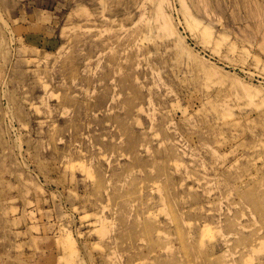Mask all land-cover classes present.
<instances>
[{
	"label": "rangeland",
	"instance_id": "obj_1",
	"mask_svg": "<svg viewBox=\"0 0 264 264\" xmlns=\"http://www.w3.org/2000/svg\"><path fill=\"white\" fill-rule=\"evenodd\" d=\"M0 264H264V0H0Z\"/></svg>",
	"mask_w": 264,
	"mask_h": 264
},
{
	"label": "bare ground",
	"instance_id": "obj_2",
	"mask_svg": "<svg viewBox=\"0 0 264 264\" xmlns=\"http://www.w3.org/2000/svg\"><path fill=\"white\" fill-rule=\"evenodd\" d=\"M164 2V1H163ZM163 6V5H162ZM187 11V10H186ZM140 19H142V18H140ZM131 25H133V24H131ZM165 26H166V28H168L167 26V24L165 23ZM165 31V30H164ZM155 32V31H154ZM250 97H254V96H257V94L256 95H254L253 93H249L248 94Z\"/></svg>",
	"mask_w": 264,
	"mask_h": 264
}]
</instances>
